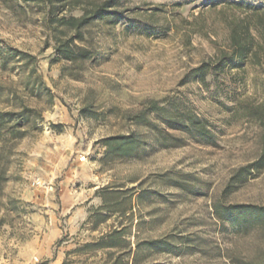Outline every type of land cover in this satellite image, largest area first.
I'll use <instances>...</instances> for the list:
<instances>
[{"label":"rangeland","instance_id":"374dc122","mask_svg":"<svg viewBox=\"0 0 264 264\" xmlns=\"http://www.w3.org/2000/svg\"><path fill=\"white\" fill-rule=\"evenodd\" d=\"M120 1L126 19L87 28L97 57L82 64L77 79L54 61L39 10L8 9L0 1V45L34 56L52 95L39 131L5 152L0 143V165L7 158L10 176L0 200L16 202L0 229V264L260 262L264 229L243 232L217 220L211 206L264 207V167L226 188L235 169L259 155L263 129L235 112L240 101L264 105V65L231 63L203 84L184 77L222 48L224 30L212 5L264 8V0ZM16 79L15 72L0 73V82ZM167 96L193 105L210 126L209 142L168 130L182 140L179 147L150 144L135 159L104 158V138L142 131L125 120L127 113ZM182 178L187 189L174 186ZM103 188L116 192L107 198L119 202L116 212L101 208ZM158 239L171 251L136 252L137 243Z\"/></svg>","mask_w":264,"mask_h":264},{"label":"trees","instance_id":"16d2710c","mask_svg":"<svg viewBox=\"0 0 264 264\" xmlns=\"http://www.w3.org/2000/svg\"><path fill=\"white\" fill-rule=\"evenodd\" d=\"M0 1L8 9L21 4L26 8L36 7L39 10L47 40L50 39L53 43L54 61L67 65L62 68V72L74 79H77L83 63L93 61L97 57L86 37L87 28L97 22L116 26L126 19L128 11L122 7L120 0ZM212 6L209 12L215 13L224 30L222 48L190 69L184 78L196 79L203 84L209 73H219L231 63L240 65L248 61L252 65H264V8L233 3H224L219 9H216L215 5ZM73 10H79L80 15H69ZM35 65L36 58L29 53L8 45H0V73L15 72L17 75L15 81L0 82V143L3 152L7 150V145L39 131L43 110L52 104L51 92L37 73ZM81 112L83 116L91 115L85 109ZM235 116L260 126L263 134L256 161L236 168L229 179L227 189L236 183L245 182L254 171L264 167V105L240 101L236 104ZM125 120L142 131L104 138V158L135 159L144 146L150 144L159 148L179 147L182 140L168 130L182 132L198 142L205 143L212 139L208 122L194 111L193 105L177 96H167L158 101L147 100L139 110L127 113ZM4 157L6 158V154ZM7 168L6 158L0 165V197L10 180ZM184 183L189 182L182 178L176 181L174 186L187 189ZM101 194V208L108 213L116 212L113 207L119 202L107 201V198H115L116 192L103 188ZM15 203V200L9 197L5 203L0 200V229L9 223L7 218ZM211 207L217 220L229 221L243 232L256 228L264 229V207L246 204L224 205L219 201H214ZM142 247L148 251H171L163 239L151 240L143 245L137 243L136 252ZM248 264H264V256L260 262Z\"/></svg>","mask_w":264,"mask_h":264},{"label":"built area","instance_id":"2783aa9c","mask_svg":"<svg viewBox=\"0 0 264 264\" xmlns=\"http://www.w3.org/2000/svg\"><path fill=\"white\" fill-rule=\"evenodd\" d=\"M36 263H38V261H37V259L35 258V259H34V264H36Z\"/></svg>","mask_w":264,"mask_h":264}]
</instances>
